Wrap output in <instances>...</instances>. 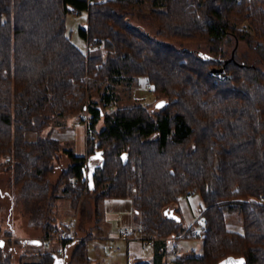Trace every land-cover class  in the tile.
Returning <instances> with one entry per match:
<instances>
[{"label":"trees","instance_id":"obj_1","mask_svg":"<svg viewBox=\"0 0 264 264\" xmlns=\"http://www.w3.org/2000/svg\"><path fill=\"white\" fill-rule=\"evenodd\" d=\"M146 3L162 40L130 22ZM84 11L80 36L89 46L105 45L106 58L83 52L68 34V15ZM236 19L248 20L254 33ZM232 37L264 55V0H0V165L7 162L16 182L43 198L65 149L41 133L57 117L88 112V155L67 151L71 164L58 186H66L74 208L88 193L97 196V212L100 200L130 199L136 229L148 238L201 233L203 253L177 258L180 264H219L230 256L264 264V71L236 59L225 63ZM199 43L212 45L215 58L175 47ZM141 77L162 106L108 111L116 99L111 85ZM96 90L103 105L93 100ZM30 132L39 136L29 140ZM194 195L205 208L188 227L180 201ZM234 213L243 232L228 227ZM47 224L46 242H72L61 238L66 223ZM89 242H76L74 264H94ZM4 247L0 241V264H12ZM39 256L20 264L59 258L53 250Z\"/></svg>","mask_w":264,"mask_h":264},{"label":"rangeland","instance_id":"obj_2","mask_svg":"<svg viewBox=\"0 0 264 264\" xmlns=\"http://www.w3.org/2000/svg\"><path fill=\"white\" fill-rule=\"evenodd\" d=\"M150 10V3H146L143 10L136 11L138 16L132 18L130 22L139 26L143 32L150 34L153 38L162 40L157 36L159 26L153 22L149 15ZM87 22V11H84L81 14H69L67 17V31L69 36H71L73 43L83 52L87 53L90 49L92 55H100L102 58H106L108 50L105 48V45H102L101 47H94V45L89 46L87 41L80 36V28L86 27ZM236 23L240 29H247L254 33L248 20L236 19ZM175 47L180 50L186 48L189 50H195L197 53L203 52L212 58L216 55L212 51L213 46L207 43L189 45L176 44ZM224 48L227 50V57L224 59L225 63H228L231 59H236L238 63L258 64V66L264 71V55H259L258 52L253 50L247 40L232 37L231 42ZM235 53L237 54L235 55ZM111 87L114 88L116 99L107 109L108 111L136 104L150 106L151 110L154 111L158 108V103L161 101L154 95L152 88H149L151 86H149L147 78L144 77L137 79L133 84L124 82L121 85L113 84ZM100 94H102V92L97 90L94 91L93 100L103 105ZM80 115L89 116V113L86 112L77 115L57 117L52 124L41 133V136L43 137L51 135L52 137L59 139L62 143V148L65 149L64 152L62 151L59 153V158L53 163L55 170L49 177L50 190L43 198L37 196L38 192H29L25 182L17 183L14 170H5V167L8 166L7 162L0 165V241H4V251L10 254L12 264H20L23 260L25 261L34 257L38 258L40 251L53 250L57 253L55 241L51 242L48 240L47 242L45 241L44 245L40 246L39 244L31 242V240H39V238L45 240V227L48 225V222L62 224L65 223V221H69L72 224H75V227H77L76 230L78 231V228L80 229L79 234L77 232V241L92 237L99 238L104 235V230H101L104 220L103 218L100 219V215L104 212L106 205L104 201L100 200L99 205H97L99 208V211L97 212V196L94 193H88L81 198L78 207L74 208L72 206V199L69 198L67 191L64 190L66 186L63 185L58 187L64 171L67 170L71 164L70 156L67 151L72 150L77 154L88 155V140L91 134L89 133L86 124H78L77 118ZM80 126H84V134L82 135L81 132H78L77 138L73 139V133ZM103 127L104 121L102 119L98 124V130H101ZM38 136L39 133L37 132H30L27 135L29 140H35ZM94 163H96V165L100 164L101 160L97 158ZM190 197L193 199L194 204L196 199L200 201V207L196 204V208H198V215H200V213L202 214L205 204L201 196L194 195ZM188 198L189 197L180 201V208L184 224L190 227L192 226L190 225L192 221L188 220ZM172 213H174V211ZM228 222L234 226L237 225L240 230L243 229L241 218L237 213L229 214ZM75 227L71 228L69 226L71 231H75ZM174 238L175 237H172L171 239ZM75 248L76 246L69 249L66 253V264H74L72 256ZM203 248L204 239L202 237L181 236L169 243L167 256L170 259H176L191 254L200 255L203 253ZM174 250H177V254ZM116 252L117 247H114L113 253ZM57 255L59 254L57 253ZM60 256L62 255H59V257Z\"/></svg>","mask_w":264,"mask_h":264},{"label":"crops","instance_id":"obj_3","mask_svg":"<svg viewBox=\"0 0 264 264\" xmlns=\"http://www.w3.org/2000/svg\"><path fill=\"white\" fill-rule=\"evenodd\" d=\"M78 132H81L83 135L84 126L77 128L73 133V139L77 138ZM96 160L97 158H92L90 161L91 164L96 165V163H94ZM103 201L106 205L104 212L100 215V219L103 218L104 220L101 227V230H104V235L99 238H90L89 243V256L94 264H180L178 263L177 258L170 259L167 256L168 245L176 238L152 239L144 236L140 229H136L132 200L107 198ZM196 204L200 207V201L198 199H196L195 204L191 197L187 199V207L189 208L188 220L192 221L190 225H193L201 216V213L198 215ZM65 223L68 224L69 221H65ZM129 227L133 228L132 234L126 238H120L118 236L119 233ZM228 227L230 230L243 232V229H238L237 225L234 226L233 224H229ZM79 231L80 229L78 228V234ZM31 242L39 244V246L45 244L43 238H39V240L33 239ZM55 244L57 253L63 256L59 257V262L66 264V253L69 249L76 246V242L72 241L67 246H64L62 242ZM114 247H117L116 253H113ZM40 259L39 256L38 258L34 257L25 261L34 262L39 261Z\"/></svg>","mask_w":264,"mask_h":264},{"label":"built area","instance_id":"obj_4","mask_svg":"<svg viewBox=\"0 0 264 264\" xmlns=\"http://www.w3.org/2000/svg\"><path fill=\"white\" fill-rule=\"evenodd\" d=\"M151 88V87H149ZM90 115L88 116H85V115H80L78 118H77V122L78 124H86L88 126V131L90 134H92L93 132V129L89 126L90 125ZM68 226H70L71 228L75 227V224H72L71 222L68 223ZM132 231H133V228L129 227V228H126L124 229L123 231H121L119 233V237L120 238H126L128 236H130L132 234ZM201 233L199 231L196 232V235L199 236ZM62 239H70V240H74V241H77L78 239V235H77V232H76V227H75V231L74 230H67L63 233ZM51 241V240H49ZM176 253V251H174Z\"/></svg>","mask_w":264,"mask_h":264},{"label":"water","instance_id":"obj_5","mask_svg":"<svg viewBox=\"0 0 264 264\" xmlns=\"http://www.w3.org/2000/svg\"><path fill=\"white\" fill-rule=\"evenodd\" d=\"M233 57H234V55H233ZM215 71L222 72L223 68L216 69ZM160 106H162L161 102L158 103V107H160ZM241 262H242V264H247L246 258L230 256V257L222 260L219 264H241ZM55 264H63V263L59 262V258H58Z\"/></svg>","mask_w":264,"mask_h":264},{"label":"bare ground","instance_id":"obj_6","mask_svg":"<svg viewBox=\"0 0 264 264\" xmlns=\"http://www.w3.org/2000/svg\"><path fill=\"white\" fill-rule=\"evenodd\" d=\"M49 239V238H48ZM46 241V240H45Z\"/></svg>","mask_w":264,"mask_h":264},{"label":"snow or ice","instance_id":"obj_7","mask_svg":"<svg viewBox=\"0 0 264 264\" xmlns=\"http://www.w3.org/2000/svg\"><path fill=\"white\" fill-rule=\"evenodd\" d=\"M241 264H242V262H241Z\"/></svg>","mask_w":264,"mask_h":264}]
</instances>
